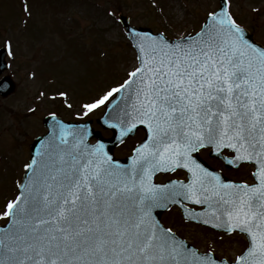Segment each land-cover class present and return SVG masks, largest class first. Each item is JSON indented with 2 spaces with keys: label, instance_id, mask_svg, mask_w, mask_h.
<instances>
[{
  "label": "snow or ice",
  "instance_id": "obj_1",
  "mask_svg": "<svg viewBox=\"0 0 264 264\" xmlns=\"http://www.w3.org/2000/svg\"><path fill=\"white\" fill-rule=\"evenodd\" d=\"M229 5L222 0L195 36L133 33L136 66L80 115L119 98L122 116L104 124L119 130L121 143L144 126V139L124 164L104 140L87 141L91 129L58 122L59 137L54 128L42 141L39 159L24 165L19 195L0 213L11 218L0 231V264H229L161 223L154 210L174 204L189 220L246 234L231 264H264V46L246 36ZM5 47L12 54L11 41ZM203 149L228 165L254 164L256 182L226 180L198 159ZM178 170L185 179L155 180Z\"/></svg>",
  "mask_w": 264,
  "mask_h": 264
},
{
  "label": "rangeland",
  "instance_id": "obj_2",
  "mask_svg": "<svg viewBox=\"0 0 264 264\" xmlns=\"http://www.w3.org/2000/svg\"><path fill=\"white\" fill-rule=\"evenodd\" d=\"M230 1L238 23L264 44V0ZM217 7V0H0V48L11 41L7 73L17 82L15 93L0 98V213L18 194L30 142L46 131L42 118L52 112L68 120L99 117L105 105L88 116L80 115L82 105L122 83L136 66L137 55L119 22L120 13L130 15L133 24L174 38L199 30ZM142 137L139 132L124 142L116 155L130 154ZM208 153L201 151L228 176L253 181L252 166L228 171ZM7 220L0 216V224ZM163 222L200 250H212L220 257L232 259L248 244L240 234L223 239L222 233L186 222L178 207L166 212Z\"/></svg>",
  "mask_w": 264,
  "mask_h": 264
},
{
  "label": "water",
  "instance_id": "obj_3",
  "mask_svg": "<svg viewBox=\"0 0 264 264\" xmlns=\"http://www.w3.org/2000/svg\"><path fill=\"white\" fill-rule=\"evenodd\" d=\"M222 3V0H220V5ZM219 10V8H218ZM217 10V11H218ZM120 21L122 22V24L125 26L126 30H127V35L129 37V39L131 40L134 48L136 49V37L133 35V33H141V34H145V33H150L152 35H163L165 38L169 39L170 41H175L176 39L178 38H175V39H170L168 38L163 32H157L155 33L151 28L149 27H146V26H133L130 24V18L129 16L127 15H120ZM208 21V17L206 19V21L204 22L203 24V27L206 25ZM243 27V26H242ZM245 28V27H244ZM246 29V36L253 40L254 42H256L259 46H264L263 44L257 42L255 39H254V34H252L247 28ZM198 33V32H197ZM196 33L194 34H189L191 36H195ZM189 35H186V36H189ZM184 36V37H186ZM182 38V37H181ZM137 50V49H136ZM7 49L6 48H1L0 49V74H3L4 71L8 68V64H7V61H6V54H7ZM3 82L2 85H0V96L2 97H7L9 96L11 93H13L15 90H16V82L14 81V79L10 76V75H5L1 78V80ZM130 103V101H129ZM117 105H119V107H117ZM124 108V102L119 100V98H117V101L115 104H107L106 105V109H105V112L103 113V115L101 117H99L96 121L99 125H101L104 129H109L112 131V135L109 136V137H106L103 135L102 131L99 130V129H96L94 126H93V119H90V120H87V121H70V120H64L61 116H58L57 114H55L54 116L52 114H49L47 116H45L43 118V123L44 125L48 128L47 132L36 137L31 145H30V153H31V156H30V160H29V163L31 162V160L33 158H37L39 159V157H37V151L38 150H42V141L46 140L49 136V134L53 131V129L55 128L56 129V136L59 137V129L57 127V124L58 122L62 121L65 125H69L71 126L72 128H81V127H87L89 129H91L92 131V135L91 136H88L87 137V141L89 143H92L91 140L92 139H96L97 140H104V142L107 144L108 146V149L109 151L114 154V158L116 159H119L121 161V163H124V164H127L129 163V156L125 157V158H118L115 156V148L121 144L120 142V138H119V130L118 129H115L113 128L112 126L110 125H105L104 124V120L105 119H108V120H112V121H117V119L119 117L122 116V112H121V109ZM139 128H143L144 131H145V127L144 126H138V129ZM137 129V130H138ZM137 130L134 131V133H131L128 135L129 136H132V135H135V133L137 132ZM69 141L71 142V137L68 138ZM126 139V138H125ZM124 139V140H125ZM144 139V138H143ZM58 142V141H57ZM95 143V142H94ZM92 143V144H94ZM211 155L214 156H219V154H216V153H213L211 152ZM221 157V156H219ZM198 159H200L202 162H204L206 164V166L212 168L213 170H216L214 169L213 167H211L210 165H208L205 161H203L201 158L198 157ZM227 164V163H226ZM228 165V164H227ZM232 166V165H231ZM30 170H26L25 169V172L23 174V178H22V181L20 183V185L24 182V179L26 177V173H28ZM221 172V171H220ZM222 173V172H221ZM223 174V173H222ZM224 178L226 180H232L234 181L233 179L225 176L223 174ZM168 182V181H167ZM166 182V183H167ZM20 185H19V192L21 191V188H20ZM19 195V194H18ZM184 204H187L188 207L194 209L195 211L199 212L202 210L203 205H198V206H202L201 209H195L194 207H191L189 204L191 205H197L191 201H184ZM174 205H178L181 207L182 209V212H183V216L189 220L187 217H186V213H185V210L183 208V206L181 204H174ZM174 205H170L167 209H155L154 212L155 214L157 215V218L161 221V215L164 211L170 209L172 206ZM189 221H195V222H199V223H203L201 221H197V220H189ZM11 223V218L9 217V221L5 224H1L0 225V231H7L8 230V227ZM162 223V221H161ZM163 224V223H162ZM204 224V223H203ZM164 225V224H163ZM206 225V224H205ZM207 226H211L213 227L212 225H207ZM214 228V227H213ZM217 229V228H215ZM217 230H221V231H225L224 229H217ZM226 232V231H225ZM177 235V234H176ZM246 235V234H245ZM178 238L180 239H183L182 237L178 236ZM185 240V239H183ZM186 241V240H185ZM187 242V241H186ZM188 245L190 247H195L194 245L190 244L189 242H187ZM196 248V247H195ZM197 249V248H196ZM216 256V255H215ZM217 257V256H216ZM221 261H225L226 259H220ZM228 261V260H226ZM229 264H231L230 261H228Z\"/></svg>",
  "mask_w": 264,
  "mask_h": 264
},
{
  "label": "flooded vegetation",
  "instance_id": "obj_4",
  "mask_svg": "<svg viewBox=\"0 0 264 264\" xmlns=\"http://www.w3.org/2000/svg\"><path fill=\"white\" fill-rule=\"evenodd\" d=\"M227 155H231V152H227ZM218 161L222 164V166L225 167V164H224L223 161H221V160H218ZM244 166H247V165L246 164H241L240 166H238V167H236L234 169H228V171H230V170H240ZM160 176H162V175H160Z\"/></svg>",
  "mask_w": 264,
  "mask_h": 264
}]
</instances>
